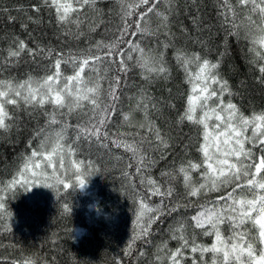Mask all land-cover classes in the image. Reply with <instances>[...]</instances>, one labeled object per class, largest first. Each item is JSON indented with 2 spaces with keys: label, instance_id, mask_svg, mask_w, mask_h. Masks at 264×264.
<instances>
[{
  "label": "snow or ice",
  "instance_id": "snow-or-ice-1",
  "mask_svg": "<svg viewBox=\"0 0 264 264\" xmlns=\"http://www.w3.org/2000/svg\"><path fill=\"white\" fill-rule=\"evenodd\" d=\"M237 5L242 11L246 10L243 19L248 24L243 31L244 38L259 46L249 49L253 53L249 63L257 66L259 76L256 82L264 87V0H236V4L224 0V11L218 14L223 15L224 23L234 29L228 34L239 40L241 25L234 23L238 16ZM116 6L119 8V23L112 38L96 41L94 49L69 52L65 56L39 44L31 49L26 41L14 39L13 46L7 50L5 64L18 61L27 53L33 57H46L54 69H46L39 78L29 75L20 82L0 80V129L7 131L10 127L6 123L11 119L7 106H19L21 101L34 110L43 111L48 117L46 126L37 132V150L26 158L21 175H31L21 182L22 185L26 189L42 186L57 192L61 187L70 188L65 167V161L69 160L83 190L86 187L85 166L82 161L77 163L70 158L76 154L81 139L91 143L94 138L100 147L107 148V127L118 112L129 127L146 129L147 135H142L139 141L128 142L121 134L112 139V145L131 152L138 173H150L157 160L144 149V145L148 144L151 151L158 152L161 159L172 147V137L152 121L151 111L163 114L167 108L176 112V126H183L187 121L196 128V150L200 156L181 159L178 164L173 161L170 170H161L159 181L147 179L150 195L161 200L153 208L144 202L145 197L137 194L140 199L137 212V220L141 222L139 238L149 235L154 219L164 214V200L172 201L176 195L174 182L182 177L183 195L189 201L214 192L219 194V200L211 202V208L201 204L195 214L181 216L175 226L169 227L171 239L177 241L178 246L171 251L166 242L158 246L157 252L164 253L158 256L161 264L165 260L168 264H187V251L192 253L191 264H209L207 254L211 255L210 264H264V107L258 111L255 108L246 111L241 103L236 102L237 97L243 98V92L233 91L228 80L220 75V61L213 63L204 52L187 46L192 41L207 47L206 40L194 35L202 31V17L193 16V27L181 28L179 36L172 32L171 18L179 9L178 0H116ZM42 8L54 10L55 24L65 30V35H72L73 29L77 38L84 35L85 21L81 15L85 10L95 14L88 24L89 32H95L104 24L98 0H41L34 11L39 13ZM36 22L38 20L34 19L33 23ZM160 35L164 37L162 49L146 50L142 46L145 37L159 38ZM181 40L183 43H179ZM169 48H172L176 64L183 69L185 83L189 86L183 94L182 110L174 102L157 100L148 92L156 80L167 81L171 76L166 60ZM64 64L71 65L73 74L64 75ZM137 70L143 83L134 85L136 103L130 112L125 113L118 109L121 85L128 87L129 74ZM102 79L108 80L110 103H102ZM86 103L92 105L93 117L87 126H77L73 138L69 135L70 126L58 117L65 115L63 109H68L70 115ZM48 106H51V112ZM137 112H143V120H136ZM52 125L59 127L48 131ZM57 165L65 173L63 178ZM91 165L89 161V169ZM194 173L201 174L200 181L194 180ZM15 183L13 181L9 188ZM182 207L187 209L188 204L177 202L168 209V214L180 213ZM64 211H70L67 205ZM5 213L3 196H0V217ZM222 225L228 227L227 236ZM199 237H211V243L199 242ZM25 264L33 262L29 260Z\"/></svg>",
  "mask_w": 264,
  "mask_h": 264
},
{
  "label": "trees",
  "instance_id": "trees-1",
  "mask_svg": "<svg viewBox=\"0 0 264 264\" xmlns=\"http://www.w3.org/2000/svg\"><path fill=\"white\" fill-rule=\"evenodd\" d=\"M40 2L0 0V80L20 82L29 75L39 78L46 69H52V62L46 57H33L27 53L18 61L5 64L4 58L7 50L13 46L14 39L26 41L31 49L39 44L40 47L51 48L67 56L69 52L94 49L98 40H110L119 23L116 0H98V8L104 14V24L95 32H89L88 24L95 14L85 10L81 15L85 21L82 29L84 35L77 38L74 29L72 35H65V30L55 24L54 10L42 8L39 13L34 11ZM230 2L236 4V0ZM178 3L179 9L171 18L172 32L179 36L181 28L193 27V16L202 17V31L194 35L198 34L206 40L207 47L192 41L187 46L204 52L213 63L220 61V75L228 80L233 91L243 92V98L237 97L236 102L241 103L246 111L252 108L258 111L264 107V87L256 82L259 76L257 66L249 63L253 56L249 49L259 46L251 44L243 36L248 24L243 19L246 10L242 11L237 5L238 16L234 23L241 25L242 33L237 40L228 34L234 29L224 23L223 15L218 14L224 11V0H178ZM34 19L38 22L33 23ZM155 23L153 17L154 27ZM163 40V35L159 38L145 37L142 46L146 50L162 49ZM179 43H183V40ZM166 60L171 71L170 78L167 81L156 80L148 92L157 100L174 102L182 110L185 103L183 94L189 86L185 83L183 69L176 64L172 48L166 51ZM62 71L64 75L73 74L70 64L62 65ZM138 72L129 74L128 87L121 85L118 109L125 113L130 112L136 103L137 89L134 85L143 83ZM101 87L104 90L102 103H110L107 79L101 80ZM7 110L11 119L6 123L10 127L7 131L0 129V196H3L6 209V213L0 217V264H25L29 260L33 264L36 261L38 264H161L158 256L164 253L157 252L158 246L166 242L170 251L178 246L177 241L171 239L169 227L175 226L181 216L195 214L201 204L211 208V202L219 200V194L214 192L189 201L183 195L182 177H178L174 182L175 197L171 202L164 200V214L154 219L149 235L139 238L141 222L137 220V212L140 199L137 194L145 197L144 202L150 207L155 208L160 204V197L150 195L147 179L159 181L161 170H170L174 166L173 161L178 164L181 159L199 158L196 128L187 121L183 126H176L175 111L167 108H164L163 114L151 111L152 121L172 137V147L161 159L158 152L151 151L150 146L145 144L144 149L157 160V164L150 173H138L137 162L131 152L112 145V139L123 134L128 142L139 141L142 135H147V131L129 127L118 112L107 127V148L100 147L94 138L91 143L81 139L76 154L70 158L77 163L83 162L86 172L83 178L85 182L88 181L87 186L80 189L75 170L66 160L67 180L71 186L68 189L61 187L57 192L42 186L26 189L21 183L26 179V173L21 175L26 158L37 150V132L46 126L48 117L43 111L34 110L22 101L19 106H7ZM48 111H52L51 106H48ZM62 111L65 115L58 118L67 122L70 126L69 135L73 138L77 126H87L93 117L92 105L87 103L70 115L67 114L68 109ZM135 118L143 120V112L135 113ZM58 127L52 125L47 130L54 131ZM89 161L92 162L90 169ZM57 169L63 178L65 173L59 170L58 165ZM193 177L196 181L201 180L199 173H194ZM13 181H16L15 185L9 188ZM177 202L187 203V209L182 207L180 213L168 214V209ZM65 205L70 209L67 213L64 211ZM222 229L227 236V225H222ZM198 240L210 244L212 238L199 237ZM207 255L210 264L211 255ZM191 256L192 253L187 251V264H191ZM164 264H168L167 260Z\"/></svg>",
  "mask_w": 264,
  "mask_h": 264
},
{
  "label": "rangeland",
  "instance_id": "rangeland-1",
  "mask_svg": "<svg viewBox=\"0 0 264 264\" xmlns=\"http://www.w3.org/2000/svg\"><path fill=\"white\" fill-rule=\"evenodd\" d=\"M40 160H43V157H41ZM37 162H40V161H37ZM44 163H46V161H45ZM58 166H59V165H58ZM50 170H52V169L49 168L48 171L50 172ZM72 170H74V169L72 168ZM30 175H31L30 173H26V176H25V177H26V178H27V177H30Z\"/></svg>",
  "mask_w": 264,
  "mask_h": 264
},
{
  "label": "clouds",
  "instance_id": "clouds-1",
  "mask_svg": "<svg viewBox=\"0 0 264 264\" xmlns=\"http://www.w3.org/2000/svg\"><path fill=\"white\" fill-rule=\"evenodd\" d=\"M87 182H88V181L85 182L86 186H87ZM35 264H38V261H36Z\"/></svg>",
  "mask_w": 264,
  "mask_h": 264
}]
</instances>
